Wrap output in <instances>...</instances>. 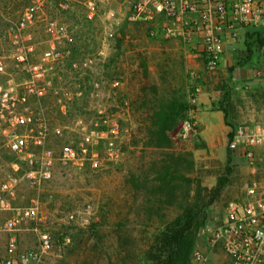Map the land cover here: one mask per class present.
Here are the masks:
<instances>
[{"label":"rangeland","instance_id":"374dc122","mask_svg":"<svg viewBox=\"0 0 264 264\" xmlns=\"http://www.w3.org/2000/svg\"><path fill=\"white\" fill-rule=\"evenodd\" d=\"M34 1L0 0L4 84L28 78L10 58V34ZM62 1L40 0L42 16L73 30L76 67L56 70L61 94L39 104L30 98L49 127L44 146L57 155L64 146L77 147L96 127L108 133V141L97 147L99 168L55 162L52 178L39 191L23 186L21 202L37 201L39 213L19 233L20 247L39 250L38 235L47 234L50 247L33 264H161L154 240L190 206L198 228L189 264H199L194 253L205 264H227L221 250L206 245L205 235L241 193L249 168L229 148L204 149L184 126L196 123L200 96L217 91L232 131L264 124V77L256 76L264 73V35L250 33L232 51L223 49L210 69L178 38H165L160 29L154 36L148 24L130 22L126 5L98 4L87 20V0H66L68 11L58 7ZM26 33L35 42L47 38L43 29ZM44 46H37L31 63ZM109 141L116 159L107 154ZM256 177L264 179V156Z\"/></svg>","mask_w":264,"mask_h":264},{"label":"built area","instance_id":"2783aa9c","mask_svg":"<svg viewBox=\"0 0 264 264\" xmlns=\"http://www.w3.org/2000/svg\"><path fill=\"white\" fill-rule=\"evenodd\" d=\"M111 3L126 5L128 20L148 24L152 35L161 30L165 38H178L210 69L220 62L227 40L237 43L240 29L264 26V4L257 0H87L86 19L92 20L98 4ZM58 7L69 10L66 0ZM42 15L41 2L35 0L24 9L10 34V58L26 70L28 78L22 83L8 80L5 84L0 79V264H33L50 247L47 234L38 235L39 250L20 247L19 233L39 213L37 201L27 205L21 202L23 186L39 191L52 178L55 162L99 168L97 147L108 141V133L96 127L83 136L77 147L64 146L57 155L45 148L49 127L42 109L33 107L30 98L39 104L47 96L61 94L56 70L76 67L77 44L69 26ZM32 28L45 31V42L40 37L35 42L26 33ZM105 35L113 38L111 32ZM42 42L45 46L37 61L31 63ZM3 63L0 57V78L6 73ZM256 76L264 77V73ZM116 128L113 124V134ZM184 131L196 133V123H185ZM228 148L243 159L251 177L237 198L227 204L215 229L205 235V243L221 250L227 264H264V179L256 177L264 156V124L255 129H235ZM107 152L116 159L112 141L108 142ZM2 153L13 158L5 160ZM193 260L206 262L200 253H194Z\"/></svg>","mask_w":264,"mask_h":264},{"label":"crops","instance_id":"0c3cea01","mask_svg":"<svg viewBox=\"0 0 264 264\" xmlns=\"http://www.w3.org/2000/svg\"><path fill=\"white\" fill-rule=\"evenodd\" d=\"M257 1L260 5L264 4V0ZM250 33H260L264 35V26L240 29L237 43H240L241 40ZM235 46L236 43H231L227 40L224 49L230 48V51H232ZM208 95L207 92L200 96L199 104L196 108L197 139L200 145L208 151L226 150L233 132L229 124L230 120L226 118L221 107L219 108V91L210 94L211 98Z\"/></svg>","mask_w":264,"mask_h":264},{"label":"trees","instance_id":"16d2710c","mask_svg":"<svg viewBox=\"0 0 264 264\" xmlns=\"http://www.w3.org/2000/svg\"><path fill=\"white\" fill-rule=\"evenodd\" d=\"M194 210L186 206L183 214L171 223L155 238L153 253L162 256L161 264H189L195 247L194 227L197 218ZM195 228V230H194Z\"/></svg>","mask_w":264,"mask_h":264}]
</instances>
